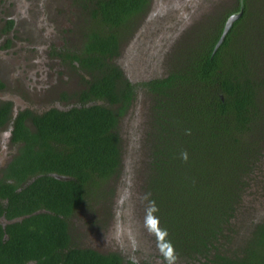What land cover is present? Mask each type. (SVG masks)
<instances>
[{"label": "trees", "instance_id": "trees-1", "mask_svg": "<svg viewBox=\"0 0 264 264\" xmlns=\"http://www.w3.org/2000/svg\"><path fill=\"white\" fill-rule=\"evenodd\" d=\"M256 1L214 17L210 29L195 25L167 72L141 83L115 58L150 0L77 1L85 24L75 55L90 80L82 105L20 110L13 120V139L23 145L0 180V214L11 220L0 223V264H125L119 252L74 244L70 217L118 172V126L139 85L148 120L143 203L158 264H264V217L246 206L264 158V48L252 47L264 46V36L251 35L248 10ZM9 106L0 105V125Z\"/></svg>", "mask_w": 264, "mask_h": 264}, {"label": "rangeland", "instance_id": "rangeland-1", "mask_svg": "<svg viewBox=\"0 0 264 264\" xmlns=\"http://www.w3.org/2000/svg\"><path fill=\"white\" fill-rule=\"evenodd\" d=\"M186 1L177 0L169 6L162 1L155 2L154 5H151L152 8L150 7L138 16L136 28L125 37L122 42L121 54L115 58L116 63L122 65L121 68L128 77L141 83L148 78L163 75L170 67V60L176 47H179L182 42L184 44L189 33L192 37L196 36L193 32L196 29L195 25L196 27L205 25V20L208 18L206 16L202 17L198 23L190 24L189 30L180 34L176 39L174 38L175 42L170 39L169 35L172 33L170 23L166 24L164 21L170 19L171 16H168L169 13H172L170 10L180 16L184 15L183 10H192V7L186 5ZM193 1L201 5L215 0ZM32 3L33 0H27L26 10L28 13L31 11ZM5 5L10 6L7 7L9 9L14 7L13 3L9 1H6ZM235 5L236 0H224L221 5L218 4V7L213 6L209 13L214 19L222 13L225 14ZM44 6L42 1L41 7L44 8ZM66 7L68 8V15L62 14V18L54 27L51 36L57 44L64 43L69 33H64V31L70 27L73 28L76 21V18L73 17V3L61 0L54 5L53 2L50 7L51 11L46 10L48 17H51V24H55V18L60 14V9L66 11ZM248 10L252 11L251 35L255 32V36L261 38L260 36H264V0H257L256 4L250 3ZM10 13L12 12L8 11L5 14ZM193 15L187 14L186 17L190 16V21H193L195 19L192 18ZM213 19L206 28H211ZM158 21L161 22L158 23ZM28 24H31V21ZM19 27H23V24L19 23L17 29ZM172 27H174L173 23ZM20 33L19 31L13 32L15 36L12 33L0 35V64H4L2 60L8 57L6 56L8 51L4 49V44L9 42L8 38L13 40L14 52L28 50L27 47L24 48L23 44L29 41H25L27 37L19 35ZM250 45H252V41L247 44V46ZM252 47L259 53L264 48L261 41H253ZM32 57H35V61L38 62V64L36 63L37 67L53 68L56 66L58 68L54 71H48L49 86L47 89L51 88L47 94H55L60 88L74 89L77 85H82L81 80L77 78L75 73H70L67 66L63 67V72H60L59 65H64L66 62L63 59L50 58L49 52L44 53L41 48ZM36 58L38 59L36 60ZM73 71L78 72L76 68H73ZM139 86L140 88L136 91V100H134L131 108L121 116L118 126L124 146L119 170L115 175L105 180L97 193L87 200L85 206L78 209L70 217L71 234L72 241L77 246L93 247L102 252L116 251L121 253L126 260L125 264H129L128 260L130 259L135 262L146 260L158 264L157 249L148 223V211L143 203V183L146 180L148 170L149 150L146 148L145 141L148 120L146 118L147 99H145L147 96L142 95V86ZM18 90L20 91L19 88ZM12 94L16 95L14 91ZM43 94L46 92L41 91L40 95ZM15 99H17L19 106L30 105L35 109L46 108L60 102L58 98H34V100L30 99L29 102L27 101L29 98ZM2 155L3 152L0 153V157ZM246 206L251 211V215L255 214L258 218L264 217V158L260 174L251 189V193L247 196Z\"/></svg>", "mask_w": 264, "mask_h": 264}, {"label": "flooded vegetation", "instance_id": "flooded-vegetation-1", "mask_svg": "<svg viewBox=\"0 0 264 264\" xmlns=\"http://www.w3.org/2000/svg\"><path fill=\"white\" fill-rule=\"evenodd\" d=\"M9 1L10 3H13V8L9 9L5 5V2ZM43 1L44 8L41 7ZM61 0H33V3L31 4L30 8L31 11L28 13L26 10V3L27 0H2L0 1V35L4 33H12L13 32H23L19 35H22L24 37H27L25 41H29L28 43H24V48L27 47V51L23 52H14L13 47V40L12 38H8L9 42L4 44V49L8 51L7 58L5 57L2 62L4 64H0V82L2 85H0V105L2 103H9L10 112L8 114L7 119L4 121L2 125H0V153L3 152V155L0 157V180L6 179L4 170L10 165L14 157L19 153L20 147L23 145L22 142L14 141L13 139V120L18 115L20 110H31L32 112H43L47 111L51 108H59L66 110L70 107H73L76 104L82 105L81 100V91L85 89L88 86V81L90 80V76L86 70H84L81 65L78 58L76 59L77 52L82 51V47L84 45V34L82 32V28L85 24V18L82 14V7L77 2L78 0H66L70 1V3H73L74 8V15L73 17L76 18V21L73 24V28H68L64 31V33H68L67 39L64 40L63 44H57V42H54V39L51 38L52 32L54 27L57 26L59 20L62 18V14L66 13L68 15V8L66 7V11L64 9H60V14L57 18H55V24H51V17H48V12L51 11L50 7L52 6L53 2L54 5L56 3H59ZM65 1V0H64ZM162 1L164 4H167L168 6L172 4V2L177 0H150V3L148 5V9L154 5L155 2ZM220 1V0H219ZM218 0L202 3L199 5V3H194L193 0H187L186 5L192 7V10H183L184 15L180 16L179 14H176L172 11V13L168 16H171L170 19L165 20L164 22L170 23V29L172 30V33L169 35L170 39L174 40L182 33H185L188 29V26L190 24L198 23L199 20L206 16L205 25L207 26L209 23H211L213 17L209 13L212 10L213 6H217L218 4L221 5L222 2H219ZM243 0H236V5L234 7H237L238 5H243ZM64 4V3H63ZM231 8V9H234ZM43 9V10H42ZM147 9V10H148ZM62 10V11H61ZM146 10V11H147ZM12 12L10 14H5L6 12ZM169 11V12H170ZM237 11V10H236ZM182 12V10H181ZM207 12V14H206ZM235 12V11H233ZM32 13V14H30ZM144 13V12H143ZM232 13V12H230ZM191 15L192 18H195L193 21H190V16L187 18L186 15ZM41 15V16H40ZM222 17H224L223 13L221 14ZM18 16H20L18 18ZM186 17V19H185ZM38 18V19H37ZM31 21V24H28ZM226 21V20H225ZM161 21H158L160 23ZM19 23L23 24V27H19L17 29V26ZM172 23L174 27H172ZM137 25H135L133 28L135 29ZM224 27V25H223ZM24 28V29H23ZM17 29V30H16ZM13 36H15L13 34ZM175 38V39H174ZM78 40V41H77ZM172 42V41H169ZM173 42V43H174ZM41 48L42 52L48 53L49 57H55L56 59H63L65 64H60L59 68H61L60 72L64 71L65 66H67L70 71V73H75L77 78H79L82 82V85H77L74 89H62L57 90L55 94H47L49 91L48 82V71L49 70H55L58 69L55 67L48 68L43 66H36L35 57H32L36 55L37 51ZM122 48V47H121ZM122 51V49H121ZM120 51V54H121ZM119 54V55H120ZM38 58H36L37 60ZM57 65V64H56ZM122 66V65H121ZM73 68H76L77 71H73ZM124 72V70H123ZM124 75L126 73L124 72ZM54 76V74H53ZM129 80L133 83H138L136 80L128 77ZM61 79V78H60ZM149 79V78H148ZM20 89V91L18 90ZM12 91L16 93L12 94ZM41 91L46 92V94L40 95ZM15 98H29L27 100L28 102L31 101L30 99L34 100V98H58L60 101L59 103H56L54 105H50L46 108L42 109H35L33 106L26 105V106H19L17 103V99ZM137 98V96H136ZM69 100V101H68ZM36 101V100H35ZM72 101V102H70ZM95 102L99 103L100 100H94ZM62 102V104H60ZM104 101H102L103 103ZM101 103V102H100ZM26 123L29 125V127L33 130L34 129V123L31 119L27 118ZM29 177H27L28 179ZM12 181H14L12 179ZM27 183V180L23 182V185ZM3 202V200H2ZM11 222L10 219L7 218L6 213L3 212L0 214V223H3V225Z\"/></svg>", "mask_w": 264, "mask_h": 264}, {"label": "water", "instance_id": "water-1", "mask_svg": "<svg viewBox=\"0 0 264 264\" xmlns=\"http://www.w3.org/2000/svg\"><path fill=\"white\" fill-rule=\"evenodd\" d=\"M244 12V7L242 6L241 9L237 12L232 13L225 23L224 29L222 31L221 36L219 37L213 52H216L219 46L222 44V42L225 40L227 33L229 32L230 28L232 27L235 20H237Z\"/></svg>", "mask_w": 264, "mask_h": 264}]
</instances>
